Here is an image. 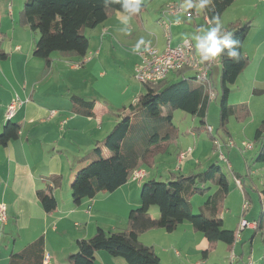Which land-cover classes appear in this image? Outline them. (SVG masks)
Segmentation results:
<instances>
[{"label":"crops","instance_id":"1","mask_svg":"<svg viewBox=\"0 0 264 264\" xmlns=\"http://www.w3.org/2000/svg\"><path fill=\"white\" fill-rule=\"evenodd\" d=\"M25 1L0 0V30L4 34L2 49L8 54L6 58H0V133L8 120L21 125L18 139L10 141L7 146L0 145V203H5L8 210L7 221L4 224L0 223V254L1 247H4L6 255L3 258L7 256L9 258L12 253L21 251L24 246L43 236L46 243L44 264H69L68 257L77 251L78 240L91 238L98 228L109 232L127 229L130 212L142 204L141 189L146 180L152 178L168 180L172 173L186 175L204 170V165L200 159L191 157L189 160L188 157L194 154L192 145L178 150V165L169 162L172 158L169 147L165 152L155 156V167L151 172L141 165L140 168L147 173L143 179L139 180L131 176L115 191L100 192L94 197H86L80 203H75L71 184L76 172L85 164L81 159L90 154L96 143L102 141L112 130L120 119L118 115L121 108L97 96L92 99L80 96L85 100L95 101L94 115L85 116L75 110L71 98L79 96L74 92L76 85L67 86L62 81L67 80L71 70H77L75 63L82 61L83 57H65L55 52L52 54V68L44 75L45 60L34 54L39 34L21 22V11ZM181 1L183 4L181 13L184 12L195 19L200 17L195 7L188 8L186 0ZM141 5L144 3L141 2ZM119 13L122 12L113 13L112 23L108 19L92 29L95 32L92 38L98 39L99 45H92V38L85 30V34L90 39L89 51L86 55L91 59L80 69L87 73L88 68L90 75H95L98 79L106 78L107 75L106 58L104 56V60L102 59V52L104 49L105 52L112 53L110 50L112 45L108 44V40L109 35L112 36L111 31L117 29L115 20L122 24L118 18ZM181 13L170 14L168 19L171 22L181 23ZM134 17L132 16L128 25L137 27L138 21ZM204 18L210 23L205 15V9ZM236 20L250 21L252 28L243 44V52L250 62L235 84L238 89L244 91L250 90L254 93L264 91V0H235L221 16L220 23L226 28ZM200 26V24L196 25L198 30ZM185 38L180 35L176 43L172 41L174 43L172 44L177 45ZM189 38L195 46L194 40ZM165 40V35L155 39L157 46L161 47L160 50L165 48V45L163 46ZM138 61L139 55L135 59V64ZM212 61L210 72L213 71L214 77L220 74L222 76L220 57ZM178 77L179 74L173 73L168 80ZM130 95L135 97L133 94ZM136 97L135 102L138 99ZM13 101L19 103L15 115L9 118L7 111ZM192 134L195 135V132ZM183 151H188V155L185 159H180L179 155ZM104 153L109 154L106 149ZM157 161L171 166L161 169L157 166ZM53 178L61 182L53 191L57 200V209L46 212L37 197V192L44 189L47 184H52ZM235 180L241 187L242 182L236 177ZM243 202L247 203L245 199ZM191 203L195 211L193 198ZM248 208L253 209V201ZM246 209L242 208L241 218H246ZM260 209L261 207L259 213L262 211ZM150 213L154 218L160 216L157 206H152ZM220 218H224L223 212ZM258 219L259 217H255L252 221H248L253 223ZM222 220L224 222V219ZM247 230L250 231L247 233ZM254 230V235L249 237ZM256 230L257 227H247L240 233L238 229L236 230V240L232 248L228 247L232 253L228 258L224 254L226 261L223 264H231L233 254L235 261L232 264H264V244L261 251L258 250V244L264 243V231L256 232ZM149 233L154 242L163 236L167 239L166 244L161 247L154 242L150 244L163 264H222L220 259L215 260L216 255H213L215 250L207 258H202L208 241L205 235L195 231L188 221L181 223L173 232L155 228L142 233L139 239L143 244L149 245L145 243V237ZM247 238L250 242L249 255L244 251ZM95 264H127V262L122 257H115L101 250L96 253Z\"/></svg>","mask_w":264,"mask_h":264},{"label":"trees","instance_id":"2","mask_svg":"<svg viewBox=\"0 0 264 264\" xmlns=\"http://www.w3.org/2000/svg\"><path fill=\"white\" fill-rule=\"evenodd\" d=\"M235 0H213L205 9L210 24L212 17L219 21L225 10ZM122 12L121 5L105 3V0H26L21 11V22L39 34L34 54L45 60L44 75L52 68V54L59 52L65 57H84L89 51L90 39L86 29H95L104 23L113 13ZM238 39L240 57L229 59L226 54L220 56L222 69L221 86V127L227 130L229 116L238 106L249 114L246 105H230L229 95L239 75L247 68L249 58L243 52V44L252 28L250 21L236 20L226 28ZM4 34L0 30V58L8 54L2 49ZM214 73L209 72L211 89ZM145 93L130 105V111L120 112L119 120L108 135L96 143L93 151L81 159L85 163L77 172L71 184L74 202L80 203L86 197H94L100 192H112L124 185L133 171L141 165L155 164V156L165 152L175 140L173 126L174 112L183 110L199 117L206 127L210 94L207 87L193 75L179 76L175 81L162 80L158 83L143 84ZM75 110L85 116H93L94 100H85L72 96ZM139 111L138 113H136ZM21 125L8 120L0 133V145L7 146L10 141L20 137ZM212 133V132H211ZM227 133H229L227 131ZM213 138V137H212ZM215 139V138H214ZM254 140L259 144L257 161H264V120L256 129ZM104 149L109 154L105 155ZM241 181L239 173L234 174ZM52 184L38 190L37 197L46 212L57 209L54 187L61 184L53 178ZM242 182V181H241ZM242 184V183H241ZM208 185V186H207ZM211 185L216 191L209 195L204 208L195 214L191 199L196 194H207ZM229 193V179L221 165L212 163L206 169L190 174L172 173L168 180L155 178L146 180L141 189L142 204L133 209L128 217V227L123 231L109 232L98 228L88 239L77 241V251L68 257L69 264H95L96 253L104 250L115 257H122L127 264H163L152 246L143 244L139 237L142 233L155 228L173 232L183 222H190L195 231L202 232L208 248L203 259L217 248L219 242H225L232 248L236 240V230L223 226L220 218L222 205ZM245 195L246 192L244 191ZM262 211L257 221V230H264V190L262 191ZM157 206L160 216H151L150 208ZM264 242V240H263ZM46 243L42 236L19 252L10 256V264H44Z\"/></svg>","mask_w":264,"mask_h":264},{"label":"rangeland","instance_id":"3","mask_svg":"<svg viewBox=\"0 0 264 264\" xmlns=\"http://www.w3.org/2000/svg\"><path fill=\"white\" fill-rule=\"evenodd\" d=\"M141 2L144 3V5H141L142 9H140L139 12L132 14V16H135L134 18L138 21L137 27H134L133 25L125 26L124 24H119L117 19L114 22L117 23L115 25L117 29L115 31H111L112 36L109 35L108 40V44L112 45L110 47L112 53H109L108 51L105 52L104 49L102 52V59L104 60V56L106 58V78L98 79L97 76L90 75L88 68V72L86 73L83 69H80L82 67H77V70H71V72L68 73L67 80L62 81V83L67 86L75 84L76 89L74 92L78 94L79 97L85 96L92 99L94 96H97L99 99L106 100L110 104L118 105L121 108L120 112H123L125 108L126 111L128 110L131 112L130 105L136 103L135 97L137 96L136 98H139L141 94L145 93V87L143 83L139 82L135 78L134 74V69L137 64H135V59L139 53L134 54L131 49L141 37H143L146 41H151V45H157L155 39L157 37L161 38L165 35V31L162 32L163 28L159 23L158 17H160V19H167L165 14L168 12L169 4L173 2L180 3L181 0H153V2L152 0H141ZM194 2L198 3V0H194ZM185 6L186 4H184V7ZM199 14L200 17L195 19L192 18L191 15L183 12L180 14L182 19L181 23L176 21L171 22L170 32L174 43H176L175 41L180 35L186 38H192L194 34H197V24L201 25L200 29L209 27L211 25L204 18V10L199 11ZM118 15V17H122L123 13H119ZM112 18L113 15H111L108 19L111 20ZM113 20H111L110 23H112ZM125 27L131 29V31L127 34L121 30ZM86 33L92 38V34L95 32H93L92 29H86ZM162 33H164V35ZM97 43L98 39L93 37L92 45H99ZM164 45L166 46V41L164 42L163 46ZM142 50L143 46L141 48V51ZM170 79L168 81L177 80L173 78ZM212 88L214 96L210 98L206 127L201 124L199 117H195L180 109L175 111V117L173 120L175 140L169 144L171 149L170 155L172 156L169 162L176 163L178 165V150L181 148L186 149L188 145H192L194 148V154L193 156L190 155V157H188L189 160L191 157H194V159H200L202 165H204V169H206L212 163H218L221 165L224 173L229 179V193L225 197L220 213H224V218H222L224 219L223 226L228 229L234 230L236 228L235 230H239L242 219L247 218L246 220L252 221L253 218L259 217L261 213H259L260 207V210H262L260 195L264 190V161L261 162L257 161L256 159L259 152V144L255 142L254 135L256 129L264 120V91H256L255 93L254 91L250 90L244 91L243 89H238L237 84H234L231 87L229 104H244L249 109V114L242 120L239 119L238 114L240 112L243 114L244 108H240V106H238L235 110V113H232L229 116L228 123L226 125L227 130H225L221 127L220 117L222 98L221 74L213 78ZM128 92L135 95V97H131ZM128 97H130L129 100ZM138 112L139 111L136 113ZM208 127L212 128V133L209 131ZM227 131L229 133H227ZM192 132H195V135H193ZM215 140L219 142L218 146H216ZM230 140L234 143V145L230 144ZM248 144L253 145V149L247 150L246 148ZM156 164L158 167H161V169L166 166H171L167 163L160 164L159 161H157ZM143 165L150 172L151 169H154L155 167V164L153 166L148 164ZM234 172H237L241 175V187L235 180ZM215 191L216 186L211 185V190L207 194H196L193 196L195 214L200 213L202 208H204L205 202L209 195L213 194ZM244 191L246 192V195ZM251 197L253 201V209H246V218H241L242 208H244L245 204L243 201L245 199L249 207V204H252ZM249 231L250 230H247V233ZM254 233L255 230L251 231L249 237H251V235L253 236ZM260 237L261 234L258 236V241L260 240ZM160 239H157L156 242L152 241L153 238H151V233H149L145 237V243L149 244L148 246H151V242H154V244H158V246L161 247L166 244L167 239L165 236ZM171 241L173 240L171 239ZM246 244L247 246L244 247V251L246 255H249L250 242L248 238ZM262 244L264 243L258 244L259 251H261L263 247ZM218 245L219 246L214 249L215 252L213 255H216L215 260L220 259L223 264V262L226 261L224 254H226L228 258V255L232 253V250L228 248L229 245L225 242H219ZM157 249L160 250L158 247ZM4 255H6V250L4 247H1L0 259L3 258ZM245 260L247 262V257ZM0 264H10V257L8 258L7 256L6 258L0 260Z\"/></svg>","mask_w":264,"mask_h":264},{"label":"built area","instance_id":"4","mask_svg":"<svg viewBox=\"0 0 264 264\" xmlns=\"http://www.w3.org/2000/svg\"><path fill=\"white\" fill-rule=\"evenodd\" d=\"M183 11L182 1L180 3L173 2L168 6V12L165 14L167 19H159L160 25L164 28L166 35V46L163 50H160L157 45H150V50L139 53V61L135 67V78L141 82L158 83L162 80L168 79L173 73L179 74V76L193 75L199 82L203 83L210 94V97L214 96L213 89H211V83L209 79V72L213 61L204 62L201 60L196 52L193 41L190 38H185L177 45L172 44V35L170 32L171 21L168 19L170 14H178ZM91 59L90 56H84L82 61L75 63L76 67H82L84 63ZM19 101H13L8 107V117L12 118L17 110ZM212 132V128L208 127ZM231 145L234 143L230 140ZM216 146L219 142L215 140ZM253 145L248 144L247 149H252ZM188 155V151L180 153L179 158L185 159ZM223 156V155H222ZM220 156V157H222ZM147 175L144 169L139 168L133 171L132 177L135 179H143ZM244 208H248L247 203L244 204ZM8 218V210L5 203H0V223L4 224ZM247 227H257V222H249L246 219H242L240 222V229L244 230ZM238 235V234H237ZM235 261V255L231 257V264Z\"/></svg>","mask_w":264,"mask_h":264},{"label":"clouds","instance_id":"5","mask_svg":"<svg viewBox=\"0 0 264 264\" xmlns=\"http://www.w3.org/2000/svg\"><path fill=\"white\" fill-rule=\"evenodd\" d=\"M187 7H195L197 11L209 8L213 4V0H198V3H193V0H186ZM105 3L120 4L122 9V18L120 22L125 26L129 24L132 14L140 11L141 0H105ZM126 34L131 29L125 27L121 29ZM233 33L223 30L218 16L212 17V23L209 27L201 28L197 34H194L192 39L195 42L196 52L202 61L208 62L215 60L222 54H226L229 59L238 60L240 57L239 45L240 41L233 38ZM151 41H146L141 37L135 46L131 49L134 54H138L143 46L144 51L150 50Z\"/></svg>","mask_w":264,"mask_h":264}]
</instances>
